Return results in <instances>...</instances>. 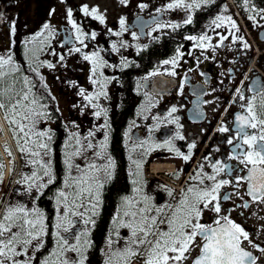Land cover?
<instances>
[{"label": "flooded vegetation", "instance_id": "af4514ba", "mask_svg": "<svg viewBox=\"0 0 264 264\" xmlns=\"http://www.w3.org/2000/svg\"><path fill=\"white\" fill-rule=\"evenodd\" d=\"M177 2L0 0V57H11L2 69L8 74L4 86L15 80L19 90L26 76L31 95L46 113L36 118L42 126L39 130L52 134L54 119L60 115L69 139L93 145L86 156L95 155L91 162L99 169L97 177L103 185L99 203L91 208L88 224L73 218L71 229L62 234L71 242L75 234L87 233L82 240L87 241L84 264H105L106 245H118L117 240L108 242L109 234L115 236L117 217L128 210L125 198L161 208L158 219L166 221L186 194L189 204L194 203L187 193L189 187L211 188L222 180L228 183L217 190V199L206 208L199 205V222L215 227L216 219L228 216L248 233V239L240 237L241 248L251 253L255 264H264L260 250L264 249V202L248 195L246 179H236L247 177L252 167L240 163L242 153L250 149L238 134L236 117L246 115V105L253 98L257 112L264 101V0H183L177 7H168ZM94 8L103 22L91 14ZM189 16L190 23L186 22ZM35 35L41 37L43 52L55 69L26 62L27 45ZM202 36L207 39L202 41ZM93 53L98 59L84 58ZM17 68L19 72L14 71ZM86 95L96 98L90 103ZM97 111L101 113L98 117ZM222 127L228 130L222 132ZM244 131L258 134L260 129L246 126ZM184 155L189 156L187 161ZM52 156L49 159L54 161ZM109 160L112 166L106 167ZM217 161L223 170L215 172ZM136 162H140L139 169ZM209 175L215 180H208ZM42 193L44 189L28 192L16 185L8 204H30L32 200L37 207ZM145 197L149 199L144 201ZM56 204L57 196L49 215H44L43 244L59 223ZM216 204L220 213L213 210ZM94 217L101 222L92 232ZM158 227L166 230L168 226ZM202 244L197 236L185 253L187 259L179 264H193ZM132 264H142V260L133 258Z\"/></svg>", "mask_w": 264, "mask_h": 264}, {"label": "snow or ice", "instance_id": "6c2138e0", "mask_svg": "<svg viewBox=\"0 0 264 264\" xmlns=\"http://www.w3.org/2000/svg\"><path fill=\"white\" fill-rule=\"evenodd\" d=\"M127 0H121V3H126ZM183 0H178L176 4H169L168 7H177L182 4ZM195 2V0H194ZM199 6L198 4L196 5ZM143 7V5L141 6ZM188 8L192 7V4L187 5ZM83 11L86 15L89 14V9L87 6L84 7ZM91 14L95 16L96 19L103 22L104 17L97 14V9H92ZM71 17V11L68 13ZM2 18V14H0ZM218 19H222L218 17ZM229 21L230 17L227 18ZM191 22V17L189 16L187 21ZM124 21L121 20V25ZM220 25L217 24V27ZM232 26L235 27V22L232 21ZM49 25L45 24L44 28L47 29ZM14 31V26H13ZM94 35V34H93ZM189 39H196L195 37H189ZM203 41L207 37H200ZM245 47H248L245 44ZM79 51V49H76ZM97 57L96 53H93L92 57L85 56L86 60H92ZM95 62V61H94ZM175 63V60L172 61ZM11 63V57L5 59L0 57V109L5 110L6 119L11 116L9 122L14 124L19 129V133H23L24 144L20 146L21 153H28L32 157H41L43 150V155H47L49 152V143L52 139L50 130H36V118L44 117L46 113L42 110L44 105L39 104L35 96L31 95V87L29 85V80L25 76L22 79V84L19 90L15 89L16 82L11 85L4 86V77L8 75L2 69ZM168 63V61H165ZM48 67H52L51 64ZM14 71L19 72V69H14ZM95 73V68L93 69ZM96 83V81H92ZM27 87V90H25ZM80 94L84 95V90H80ZM102 94V93H100ZM97 94V95H100ZM31 97V98H30ZM96 98L92 95H86L90 103ZM241 98H243L241 96ZM40 109V110H38ZM102 111V110H101ZM173 112L176 111L175 108L172 109ZM100 111H97L95 115L98 117ZM19 117V119H17ZM237 121L240 122L238 134H242L243 144L248 145L250 151L242 153L243 159L240 163L251 164L252 167L248 169L247 177H237V181L240 179H246L249 182L248 195L252 196L254 200L259 199L264 202V168L258 167V165H264V101L260 104V111L257 112L256 106L253 100H250L246 105V115H237ZM27 122V123H25ZM250 127L252 129H257L259 126L258 134H249L244 131L245 127ZM27 129V130H26ZM226 128H221L220 131H227ZM14 135L18 133L14 132ZM89 136L93 133H89ZM35 137V139H34ZM183 139V137H180ZM107 137L105 138L106 146ZM231 144L232 140H228ZM17 144L20 145V139H17ZM165 144H170L169 141H165ZM32 145L33 147H29ZM77 147L74 149L72 155L80 156L81 148L83 147L80 140H76ZM161 145H156L160 147ZM195 145H190L194 147ZM88 148H92L91 143L87 144ZM237 147H240L238 144ZM169 150L173 149L169 147ZM10 154V153H9ZM177 155H182L179 151L176 152ZM67 155V153H66ZM99 155V153H97ZM184 160L187 161L189 156L184 155ZM32 164H38L42 175H38L36 171H33L30 175H25L23 177L24 182L28 185V191L31 192L33 188L36 189L38 193L42 189L46 188L48 185L53 183V173L51 164L43 159H33L30 161ZM69 170L72 168V163L70 158L65 161ZM137 163V168H140V162ZM220 164L219 161L213 165L215 172L223 170L222 167H217ZM112 162L109 160V164L106 167H111ZM80 168V165H76ZM2 168V165H0ZM87 172L79 177L74 178V183L77 191L74 193V198L69 203L68 195L64 191L59 192V198L57 199V204L63 202L64 215L63 220L67 221L68 227L64 228L65 232H68L73 226V222L68 218V215L72 216L81 215L83 213H77L74 211L75 208L84 207L82 203H77L84 194L88 195L89 204L94 210L99 203L100 192L99 189L103 186L97 176L92 175V171H99L95 163H90L87 165ZM110 175V173H109ZM44 177H47L46 182L38 183L42 181ZM0 179H2V172H0ZM208 180H215L214 175L207 176ZM203 179L200 183L203 184ZM227 180L219 181L215 183L211 188L205 189H194L189 187L187 193L192 194V199L194 203L189 204V197L186 194L183 199L179 202L174 210H171L170 215L167 220L158 219L162 214V209L159 207H149L146 203L141 201H133L125 198V204L128 206V210H125L121 216L117 217L116 223L118 227H124L130 230V236L125 239V245L122 249H117L113 252V256L117 257L122 264H132L133 258L139 257L142 260V264H179V262L186 260V252H189L191 246L195 243L196 237L199 236L203 244L198 245L200 247V255L193 261V264H255V258L251 253L245 251L241 248V239H248V233L238 224L234 223L228 218V216H221L214 221L215 227L211 225H204L199 222L202 209L199 207L203 204L204 207L217 199L215 193L223 184H227ZM171 194V190H169ZM229 197L225 196V199ZM149 198L145 197L144 201ZM95 200L96 203H92ZM141 205V206H136ZM248 205L245 204L244 207ZM216 213H220L221 209L219 204H216L213 208ZM155 213V214H153ZM126 218V219H125ZM193 220L196 222L193 223ZM221 220L224 221L221 224ZM85 224H88L90 220H85ZM167 223V229L159 228L157 225ZM57 229L61 227L58 223L56 225ZM13 229H16L13 231ZM190 229V231H189ZM8 233L7 237L5 234ZM45 234V224H44V214L38 207H33L32 209H27L24 206H9L5 212V215L0 219V264H4L5 259L10 261V264H30L32 257H29L27 261H18L14 259L16 256H22L27 254V249L29 246L33 245V241H39L34 245L35 250H39L43 246L42 237ZM86 235L87 233H82ZM57 235V249L53 251L52 256L56 257L55 260H45L42 264H69L67 259H61L63 254L67 251H72L78 254L79 260H74L71 264H84V248L87 246V241L81 244L80 236L81 234H75L74 239L76 243L69 244V238L60 234L59 231ZM153 237V239H149ZM17 246L21 247L20 251H17ZM256 247V245H253ZM264 252V249H260ZM171 254V255H170ZM105 264H113V258L105 262Z\"/></svg>", "mask_w": 264, "mask_h": 264}, {"label": "rangeland", "instance_id": "374dc122", "mask_svg": "<svg viewBox=\"0 0 264 264\" xmlns=\"http://www.w3.org/2000/svg\"><path fill=\"white\" fill-rule=\"evenodd\" d=\"M44 47L45 46L42 44L41 37L39 35H35V37L32 38V43L27 45L26 62L33 63V64H36V63L41 64L42 68H46L47 70H49L48 65L51 64V59L50 60L47 59L48 56L45 55V52H43ZM44 66H47V67H44ZM51 68L55 69V67L53 66ZM63 109L66 112V108L64 106H63ZM1 119H3V121H0V135H1L0 140L2 142V144H0V151H2V153H0L1 154L0 155L1 157L0 165H2V168H0V172H2V179H0V219L3 218L7 208L9 207L8 206L9 200L6 201V199L12 187L18 185V186L25 187L28 190V185L24 182L23 177L25 175H30L33 171H36L38 175H42V171L39 165L32 164L30 163V161L33 159H43L45 161L50 162L49 152L45 156L43 155V150H40L42 152V156L39 158L32 157L28 153H21L19 149H20V146L24 144V139L21 138L23 137V133H19V129L17 128V126L9 122V120L11 119V116H9L6 119V113H5V110L3 109H0V120ZM17 119H19V117H17ZM41 127L42 126H40V123L36 121V130H39ZM44 131H46V129ZM14 132L18 133V135H14ZM70 132L71 131H69V133ZM18 138L20 139V145L17 144ZM76 140L77 138H73V139L68 138L66 145H65V152H64L65 161L70 158L71 163H72V168L70 170L67 164L65 163V169H66L65 178L63 182V188L61 189V191H64L68 195L69 203H71V201L74 198V193L77 191V188L74 183V178L78 179L84 174V172H87L88 171L87 165L90 163H93L91 162V158L95 157V155H92L91 157L86 156V151L87 150L89 151L90 149L87 147V144L90 142L88 141V143H85L81 139H79L81 145L83 146L81 148V155L80 156L72 155L74 149L77 147ZM29 147H33V146L29 145ZM76 160H79L80 163L79 164L76 163ZM76 165H80V168H77ZM92 175L97 176L98 173L95 170H93ZM43 180L47 181V177H44ZM43 180L38 181V183H42ZM31 192H36V189L33 188ZM86 195L87 194H84L81 197V199L77 201V203H82L84 207H78L74 209V211H76L77 213H83L84 215L83 216L81 215L72 216L71 214H69L67 219H70L72 221L73 218H77L82 222H84L86 219L87 220L90 219L91 206L88 204ZM58 198H59V195H58ZM21 205L26 207L29 210L34 207V203L32 202V200H30V204H27V203L18 204L15 202L11 204L10 206L16 207V206H21ZM56 211H57V219L59 220L58 222L61 225V227L59 229H57L56 227L57 230L53 228V233H52L53 243L51 245L52 248L50 249V251H47L44 257L40 258L39 260L38 259L36 260L35 254L37 250L34 249V245L39 243V241H33V245L28 247L26 255L16 256L14 257V259L23 262V261L29 260V257H32L30 264H35V263L42 264V262L45 260H55L56 259V257L52 256L53 251L57 249L56 233L57 231H59L60 234L62 235L63 233H65L64 228L68 227L67 221L62 219L64 215L63 202H61V204L59 205L56 204ZM160 225L161 224H158L157 226H160ZM15 230L16 229H13V231ZM123 230H125L126 232L125 235H123L122 233ZM115 233H116L115 236L113 235L112 232L109 234L110 240L108 242H110L111 240H117L119 241L117 243L118 245H115V247H113L110 244L106 245L105 252H104L105 262L109 259V257L113 258V262H121L118 260L117 257L113 256V252L117 249H122L125 245V239L130 236V230L124 227L123 228L118 227ZM78 234H81L80 240H81V244H83L82 240H84L85 235H83L82 233H78ZM7 235L8 233L5 234V237H7ZM150 238L151 237H149V239ZM41 239L43 242V237ZM74 243H76L75 239L69 242V244H74ZM20 250H21V247L17 246V251H20ZM85 250L86 248H84V256H85ZM61 259H67L69 261V264H71L72 261L79 260V256L75 252L67 251L63 254ZM4 264H10V261L5 259Z\"/></svg>", "mask_w": 264, "mask_h": 264}, {"label": "trees", "instance_id": "16d2710c", "mask_svg": "<svg viewBox=\"0 0 264 264\" xmlns=\"http://www.w3.org/2000/svg\"><path fill=\"white\" fill-rule=\"evenodd\" d=\"M55 126L52 129V139L49 143V153H51L52 158L54 159L53 163H51L52 173H53V183L44 188V193L41 194L37 207L41 210V212L48 216L51 207H54V200L56 194L60 191L63 185V177L65 175L64 168V149L67 142V134L66 129L64 127V123L60 115L54 119ZM1 162V157H0ZM101 219L97 217L93 218V224L91 231L94 232L95 228L100 225ZM51 235H48V239L45 245L44 250L41 252L39 258L44 257L47 251H50V240Z\"/></svg>", "mask_w": 264, "mask_h": 264}, {"label": "bare ground", "instance_id": "6f19581e", "mask_svg": "<svg viewBox=\"0 0 264 264\" xmlns=\"http://www.w3.org/2000/svg\"><path fill=\"white\" fill-rule=\"evenodd\" d=\"M0 121H3V119H1ZM0 137H1V135H0ZM0 144H2L1 140H0Z\"/></svg>", "mask_w": 264, "mask_h": 264}]
</instances>
